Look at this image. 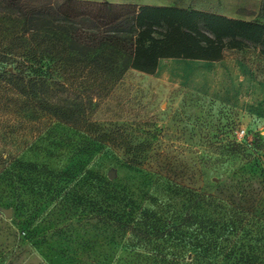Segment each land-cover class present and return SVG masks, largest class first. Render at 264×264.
I'll return each instance as SVG.
<instances>
[{
	"label": "rangeland",
	"instance_id": "374dc122",
	"mask_svg": "<svg viewBox=\"0 0 264 264\" xmlns=\"http://www.w3.org/2000/svg\"><path fill=\"white\" fill-rule=\"evenodd\" d=\"M129 1L248 21L264 2ZM51 125L19 148L35 166L0 179V264H221L213 257L230 239L264 235L259 45L214 60L162 58L154 73L128 69L83 124Z\"/></svg>",
	"mask_w": 264,
	"mask_h": 264
},
{
	"label": "trees",
	"instance_id": "16d2710c",
	"mask_svg": "<svg viewBox=\"0 0 264 264\" xmlns=\"http://www.w3.org/2000/svg\"><path fill=\"white\" fill-rule=\"evenodd\" d=\"M248 42L264 50V2L248 21L175 5L0 0V179L14 180L21 166H35L19 158V148L33 143L28 136L35 124L43 125L36 140L54 120L83 124L128 69L154 73L169 57L219 59L225 48ZM123 227L150 235L139 225ZM258 240L238 245L230 239L213 258L264 264V235Z\"/></svg>",
	"mask_w": 264,
	"mask_h": 264
},
{
	"label": "crops",
	"instance_id": "0c3cea01",
	"mask_svg": "<svg viewBox=\"0 0 264 264\" xmlns=\"http://www.w3.org/2000/svg\"><path fill=\"white\" fill-rule=\"evenodd\" d=\"M96 1H102V0H96ZM105 1H110V2H129V3H135V4H138V6H141V5H155V6H170V5H158V4H140V3H137V2H134V1H129V0H124V1H114V0H105ZM176 6V5H175ZM178 7H187V6H178ZM190 7V6H189ZM197 9H200V8H197ZM203 10V9H201ZM215 12V11H213ZM221 14V13H220ZM224 15V14H223ZM227 16V15H226ZM227 17H230V16H227Z\"/></svg>",
	"mask_w": 264,
	"mask_h": 264
},
{
	"label": "built area",
	"instance_id": "2783aa9c",
	"mask_svg": "<svg viewBox=\"0 0 264 264\" xmlns=\"http://www.w3.org/2000/svg\"><path fill=\"white\" fill-rule=\"evenodd\" d=\"M244 132L245 131L243 129H240L239 131L236 132V134H237L238 137H241V136L244 135Z\"/></svg>",
	"mask_w": 264,
	"mask_h": 264
},
{
	"label": "water",
	"instance_id": "95a60500",
	"mask_svg": "<svg viewBox=\"0 0 264 264\" xmlns=\"http://www.w3.org/2000/svg\"><path fill=\"white\" fill-rule=\"evenodd\" d=\"M109 176H111V175H109ZM5 214H6L7 216H10V215H11V211H10V209H6V210H5Z\"/></svg>",
	"mask_w": 264,
	"mask_h": 264
}]
</instances>
